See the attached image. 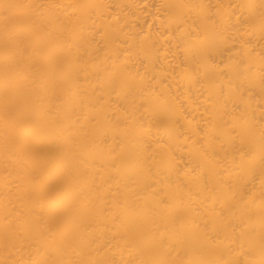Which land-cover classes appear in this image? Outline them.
Returning a JSON list of instances; mask_svg holds the SVG:
<instances>
[{
	"label": "bare ground",
	"instance_id": "6f19581e",
	"mask_svg": "<svg viewBox=\"0 0 264 264\" xmlns=\"http://www.w3.org/2000/svg\"><path fill=\"white\" fill-rule=\"evenodd\" d=\"M0 264H264V0H0Z\"/></svg>",
	"mask_w": 264,
	"mask_h": 264
}]
</instances>
